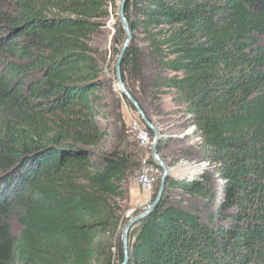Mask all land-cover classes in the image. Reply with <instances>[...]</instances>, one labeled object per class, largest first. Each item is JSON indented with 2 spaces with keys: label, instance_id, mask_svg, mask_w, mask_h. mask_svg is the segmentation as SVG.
<instances>
[{
  "label": "trees",
  "instance_id": "1",
  "mask_svg": "<svg viewBox=\"0 0 264 264\" xmlns=\"http://www.w3.org/2000/svg\"><path fill=\"white\" fill-rule=\"evenodd\" d=\"M119 1L0 0V264L124 262L131 157L97 151L108 132L90 46ZM124 13L163 73L154 92H175L213 172L166 179L126 264H264V0H127ZM124 40L117 20L113 44ZM141 58L130 45L123 83L128 69L144 80ZM173 191L211 211L174 205Z\"/></svg>",
  "mask_w": 264,
  "mask_h": 264
},
{
  "label": "rangeland",
  "instance_id": "2",
  "mask_svg": "<svg viewBox=\"0 0 264 264\" xmlns=\"http://www.w3.org/2000/svg\"><path fill=\"white\" fill-rule=\"evenodd\" d=\"M117 20L111 14L105 26L92 37L90 46L94 51L93 58L101 68L103 82V87L94 93V107L98 121L108 132V136L98 146L97 151L110 153L114 149H119L131 157V169L123 184L125 199L119 203L121 225L117 234L121 238L128 221L142 214L154 201L162 170L155 165L151 157L152 132L147 129L118 88L115 76L118 55H115L114 51L120 50L121 47L113 44ZM131 47L138 49L142 54L139 68L144 80L139 81L135 71L128 69L124 74L123 84L144 109L160 139L167 138L166 146L161 148L159 157L167 166L169 177L190 180L195 177L194 175L202 173L212 176L211 167L204 161L202 150L198 149L199 134L193 128L187 127L185 107L176 102L175 92L165 89L154 92L163 73L148 60L147 44L142 34H134ZM141 176L146 177L151 183V191H146L141 183ZM170 194L171 202L186 210L197 208L201 214L211 211L201 199L189 198L180 191H173Z\"/></svg>",
  "mask_w": 264,
  "mask_h": 264
},
{
  "label": "water",
  "instance_id": "3",
  "mask_svg": "<svg viewBox=\"0 0 264 264\" xmlns=\"http://www.w3.org/2000/svg\"><path fill=\"white\" fill-rule=\"evenodd\" d=\"M127 0H120L118 4V10H117V17L118 21L122 25V29L125 33V40L121 46V49L119 51L118 58L115 63V76H116V81L118 84V88L120 93L123 95V97L129 102V104L133 107V109L138 113L139 117L141 118L142 122L145 124L147 129H149L152 134H153V139H152V151H151V157L155 165L162 170L161 177H160V184L159 188L156 194V197L154 201L149 205V207L140 215L130 219L128 223L124 226L123 231H122V236H121V244H122V250L123 254L125 256L123 264H126L127 262V243H128V234L131 229V227L139 222L140 220L146 218L148 215H150L154 209L157 207L159 204L162 195L164 193L165 189V182L166 179L169 177V170L166 165H164L163 161L159 157L156 151V144L158 140L160 139V136L157 132V130L154 128V126L150 123V121L145 117V114L143 113L142 109L139 107V104L137 101L131 96L129 91L126 89V87L123 84L122 81V74H121V63L124 59L125 53L128 50V48L131 45L132 42V34H131V29L129 27V24L127 22V19L125 17L124 13V8Z\"/></svg>",
  "mask_w": 264,
  "mask_h": 264
},
{
  "label": "built area",
  "instance_id": "4",
  "mask_svg": "<svg viewBox=\"0 0 264 264\" xmlns=\"http://www.w3.org/2000/svg\"><path fill=\"white\" fill-rule=\"evenodd\" d=\"M141 183L143 184L146 191H151L152 188L151 183L147 180L146 177L141 176Z\"/></svg>",
  "mask_w": 264,
  "mask_h": 264
}]
</instances>
